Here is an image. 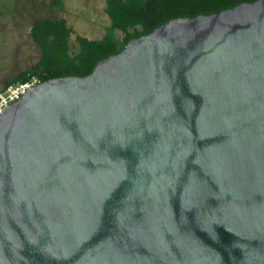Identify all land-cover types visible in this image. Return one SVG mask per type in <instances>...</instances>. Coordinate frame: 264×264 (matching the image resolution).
I'll return each mask as SVG.
<instances>
[{"label": "water", "instance_id": "1", "mask_svg": "<svg viewBox=\"0 0 264 264\" xmlns=\"http://www.w3.org/2000/svg\"><path fill=\"white\" fill-rule=\"evenodd\" d=\"M0 264H264V0L6 107Z\"/></svg>", "mask_w": 264, "mask_h": 264}, {"label": "trees", "instance_id": "2", "mask_svg": "<svg viewBox=\"0 0 264 264\" xmlns=\"http://www.w3.org/2000/svg\"><path fill=\"white\" fill-rule=\"evenodd\" d=\"M149 0H107L106 14L111 26L102 39L90 40L77 36L78 50L72 52L70 38L73 33L65 18L36 20L31 34L33 41L40 47L41 58L32 67L19 73L6 83L5 89L33 81L43 83L51 79L71 76L90 75L99 62L121 53L134 39L149 35L167 21L180 17L218 14L233 9L243 3H255L258 0H193V10L188 13L169 15L170 6L179 0H162L158 6L147 7ZM178 5V4H177ZM51 9L64 10V0H49ZM151 17L147 22L141 15ZM142 29L138 30L137 25ZM118 31L124 35L120 37ZM3 90V91H4Z\"/></svg>", "mask_w": 264, "mask_h": 264}, {"label": "rangeland", "instance_id": "3", "mask_svg": "<svg viewBox=\"0 0 264 264\" xmlns=\"http://www.w3.org/2000/svg\"><path fill=\"white\" fill-rule=\"evenodd\" d=\"M106 6L107 0H64V10L58 12L50 8L49 0H0V93L8 89L4 90L8 81L41 58L31 34L36 20L65 18L73 31L71 49L76 52L77 36L90 40L105 36L111 26ZM118 35L124 34L118 31Z\"/></svg>", "mask_w": 264, "mask_h": 264}, {"label": "built area", "instance_id": "4", "mask_svg": "<svg viewBox=\"0 0 264 264\" xmlns=\"http://www.w3.org/2000/svg\"><path fill=\"white\" fill-rule=\"evenodd\" d=\"M37 81L9 87L0 93V115L3 110L11 104L17 102L31 87L37 85Z\"/></svg>", "mask_w": 264, "mask_h": 264}, {"label": "flooded vegetation", "instance_id": "5", "mask_svg": "<svg viewBox=\"0 0 264 264\" xmlns=\"http://www.w3.org/2000/svg\"><path fill=\"white\" fill-rule=\"evenodd\" d=\"M159 1H162V0H149L147 2V7L154 9V5L157 7ZM193 5H194L193 0H179V3H176V5L170 6L171 9L169 10L168 14L169 15H175V14H180V13H182V14L188 13V12L193 10V8H192ZM140 18L147 22L151 17H149V15H147V14L146 15L142 14ZM136 28L138 30H141L142 25L139 24L136 26Z\"/></svg>", "mask_w": 264, "mask_h": 264}]
</instances>
